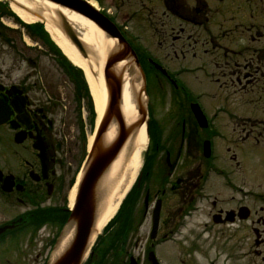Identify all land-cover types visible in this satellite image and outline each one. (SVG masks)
<instances>
[{"label":"flooded vegetation","instance_id":"obj_1","mask_svg":"<svg viewBox=\"0 0 264 264\" xmlns=\"http://www.w3.org/2000/svg\"><path fill=\"white\" fill-rule=\"evenodd\" d=\"M110 6L119 25L137 16L133 42L120 31L169 96L160 97L166 112L150 113L149 150L133 188L85 264H264V184L252 191L229 148L249 141L264 148V0ZM178 71L201 76L196 97L207 127L190 112L194 87L177 83ZM8 78L0 73V264H47L78 225L70 217L92 148L93 108L81 82L43 81L36 72ZM190 120L201 161L187 152Z\"/></svg>","mask_w":264,"mask_h":264},{"label":"water","instance_id":"obj_2","mask_svg":"<svg viewBox=\"0 0 264 264\" xmlns=\"http://www.w3.org/2000/svg\"><path fill=\"white\" fill-rule=\"evenodd\" d=\"M41 4L40 10L34 14L41 17L44 12L51 11L46 2L56 6L52 12L57 17V26L69 39L71 44L75 46L82 57L87 58L88 53L82 43L79 41L77 35L74 33L69 23L66 21L60 9L66 10L70 13L79 15L91 22H93L100 30L107 34L113 41L114 45L105 56L104 63L101 67V74L104 79L107 93L108 104L104 114V118L99 127L93 150L87 166L84 178L80 187V196L75 213V218L79 220L78 229L75 235L70 239L69 245L64 249L61 255L56 258L51 264H80L84 251L86 249L88 238L91 232V226L94 222L95 216V197L94 192L97 181L102 177L106 169L115 160L123 143L131 131L136 130L143 122L145 116V108L142 105L139 94H137V105L141 119L129 126L125 125L124 118L120 110V100L122 95V83L125 72L131 75L133 80H141L144 85L143 74L137 72L132 65L137 66V61L134 53L130 50L126 42L122 39L114 26L94 10L88 3L82 0H39ZM124 61V65L118 68V63ZM132 83V82H131ZM115 121L118 126V135L115 142L108 146L103 144L101 137L104 131Z\"/></svg>","mask_w":264,"mask_h":264},{"label":"rangeland","instance_id":"obj_3","mask_svg":"<svg viewBox=\"0 0 264 264\" xmlns=\"http://www.w3.org/2000/svg\"><path fill=\"white\" fill-rule=\"evenodd\" d=\"M99 2L101 8H104L109 12H114V9L109 8L108 5L110 0H99ZM1 9H3V7L0 6V12H2V15H0V31L2 33L0 36V73L3 79L4 75H6L9 76V80H21L22 78L28 77L31 74L34 75L36 72L38 78L43 81H78L76 78L74 80V72L72 69H69L68 72H66V67L61 66H68L69 63L66 64L67 62L65 63L60 58L61 54L57 52V48L51 42V39H49L48 35L42 31L40 32L34 25L23 23L10 11L5 12L1 11ZM4 12L6 13L5 15H3ZM135 18L137 19V16L130 20L128 23V28L130 31H133V33L137 34L140 33V25L136 23L137 21ZM146 29L147 25L146 27H141L144 35L147 36L145 38L148 40V38L151 39V33L149 31L146 32ZM175 67L176 66H173V68ZM6 71L8 73H5ZM185 77L187 81L191 82V85H193L195 89L198 88V86L195 85L197 84L195 78H191L190 75H185ZM199 78H201L200 75H198V79ZM148 88V97L151 101L153 115L156 113H162L165 111V105L163 102H161L159 95L162 96L168 94V88L164 85H160V82L155 83L154 81H150ZM175 92L178 93L177 90ZM159 103H162L161 107ZM92 104L94 108V103ZM95 120L96 112L94 108V121ZM189 126L190 130L188 133L189 141L187 143V152L191 157H193L192 159L201 161V156L197 155V147L195 145V141L199 140L200 133L192 120H190ZM172 128L173 127H170L171 130ZM170 131H164V134H170ZM144 148V146L139 148L142 159ZM229 148L232 151H235L237 160L240 162V168L238 170L240 171V174H243L249 178L254 191H257L256 189L262 191L264 184V148L252 141L242 143L241 146L231 145ZM174 153L175 149L172 155ZM178 174L180 175L182 173L179 172ZM211 177L213 179V176L211 175L209 181H215L214 179L212 180ZM208 191L210 193L216 192V190L213 189H209ZM177 201L178 200L174 202ZM103 232L104 230L101 232V234ZM101 238L102 236L100 239Z\"/></svg>","mask_w":264,"mask_h":264},{"label":"bare ground","instance_id":"obj_4","mask_svg":"<svg viewBox=\"0 0 264 264\" xmlns=\"http://www.w3.org/2000/svg\"><path fill=\"white\" fill-rule=\"evenodd\" d=\"M34 1L35 3H28L26 0H14L15 3L32 10L39 7L36 0ZM90 4L96 7L95 2L90 1ZM10 9L26 24L40 21L38 17L30 15L14 3L10 5ZM64 14L68 18L80 40L87 46L90 54L87 59L82 58L78 54L76 49L66 40L64 35L54 25L55 17L52 13H45L43 15L44 18H41V20L44 21L45 31L48 33L53 43L59 48L61 53L72 65L82 70L94 103L97 116L96 124H98L106 102V90L101 76V64L106 52L112 48L114 42L107 39V37H105L94 24L86 19L67 11H64ZM134 96V86L129 81L127 75H125L121 109L127 123L132 122L137 115L134 105ZM114 132V126H111L107 133L108 140L112 138ZM145 143L146 138L144 129L141 128L137 137L119 153L109 169L104 180L105 183L102 189L103 198L99 205L97 219L93 229L94 233L98 234L104 228L115 214L120 201L129 190L130 184L132 183L134 175L140 165L141 152H139V148L143 147ZM126 178H128V180H126ZM72 195L73 193L71 194V199Z\"/></svg>","mask_w":264,"mask_h":264},{"label":"trees","instance_id":"obj_5","mask_svg":"<svg viewBox=\"0 0 264 264\" xmlns=\"http://www.w3.org/2000/svg\"><path fill=\"white\" fill-rule=\"evenodd\" d=\"M78 72H79V74H80V76H81V72L78 70Z\"/></svg>","mask_w":264,"mask_h":264}]
</instances>
